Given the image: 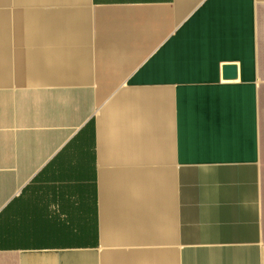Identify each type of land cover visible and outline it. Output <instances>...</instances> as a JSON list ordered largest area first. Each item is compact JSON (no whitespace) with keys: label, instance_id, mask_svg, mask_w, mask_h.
<instances>
[{"label":"crops","instance_id":"obj_1","mask_svg":"<svg viewBox=\"0 0 264 264\" xmlns=\"http://www.w3.org/2000/svg\"><path fill=\"white\" fill-rule=\"evenodd\" d=\"M0 264H264V0H0Z\"/></svg>","mask_w":264,"mask_h":264},{"label":"water","instance_id":"obj_2","mask_svg":"<svg viewBox=\"0 0 264 264\" xmlns=\"http://www.w3.org/2000/svg\"><path fill=\"white\" fill-rule=\"evenodd\" d=\"M224 75L228 78L236 77V67L234 66H227L224 69Z\"/></svg>","mask_w":264,"mask_h":264}]
</instances>
